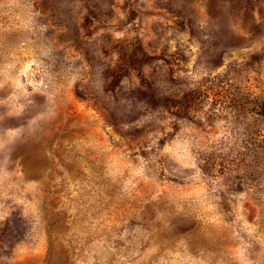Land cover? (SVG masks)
<instances>
[{
    "label": "rangeland",
    "instance_id": "obj_1",
    "mask_svg": "<svg viewBox=\"0 0 264 264\" xmlns=\"http://www.w3.org/2000/svg\"><path fill=\"white\" fill-rule=\"evenodd\" d=\"M0 264H264V0H0Z\"/></svg>",
    "mask_w": 264,
    "mask_h": 264
}]
</instances>
